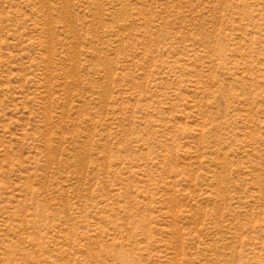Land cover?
Here are the masks:
<instances>
[{"label":"rangeland","instance_id":"374dc122","mask_svg":"<svg viewBox=\"0 0 264 264\" xmlns=\"http://www.w3.org/2000/svg\"><path fill=\"white\" fill-rule=\"evenodd\" d=\"M0 264H264V0H0Z\"/></svg>","mask_w":264,"mask_h":264}]
</instances>
